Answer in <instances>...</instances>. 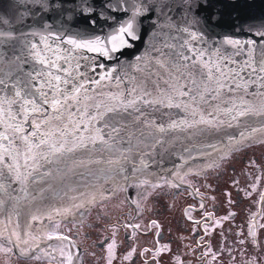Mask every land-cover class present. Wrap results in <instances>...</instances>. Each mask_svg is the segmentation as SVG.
I'll return each mask as SVG.
<instances>
[{
	"label": "water",
	"instance_id": "obj_1",
	"mask_svg": "<svg viewBox=\"0 0 264 264\" xmlns=\"http://www.w3.org/2000/svg\"><path fill=\"white\" fill-rule=\"evenodd\" d=\"M106 2L0 0V79L7 85H0V96L14 98L20 90L43 108V112L29 115L22 125L23 132L6 133L12 137V145L0 141L14 155L19 153L15 162L19 163L20 172L31 173L26 181L19 182L0 165V183L4 185L0 190V233L3 234L0 243L21 258L33 257L38 249L65 253L76 250V243L70 237L51 234L54 225L59 221H79L92 205L114 196L120 188L127 191L138 184L171 183L183 175L216 166L233 150L264 141V115L255 114L264 103L260 95L264 88L258 82L253 83L256 74L250 76L248 69L241 72L242 80L237 77L232 81L230 77L225 81L227 86L213 99L215 93L204 91L207 69L199 63L192 67L195 62L203 61L212 68L213 75H218L215 64L227 71L239 69L250 54L254 62L258 61L264 53V36L260 35L264 32V0H138L147 3L151 11L136 18V31L141 38L132 42L131 47H121L107 56L74 49L66 42L68 39L84 41L99 37L107 42L130 18V10L112 11L104 7ZM111 3L115 6L117 0ZM190 3L192 11L188 10ZM197 3L206 6L197 9ZM228 40L240 43L233 46L226 43ZM32 45H36L35 50ZM106 47L110 49L111 45ZM66 50L71 52L73 66L79 65L73 83L83 84V88L75 100H67L57 113L50 103L43 104V97L35 89L44 85L43 91L49 97L56 95L46 81L51 79L50 73L62 80L66 78L63 69L69 65L62 58ZM37 54L55 61L57 67L41 64ZM158 60L166 62L167 71ZM38 72L42 75L33 79ZM189 72L195 74V85L187 76ZM102 76L106 78L101 79ZM177 76L180 78L176 79ZM237 83L242 86L237 88ZM52 84H59L61 92L71 93L72 84L55 80ZM170 84L186 87L173 91ZM197 86L203 100L196 91L188 96L179 94ZM207 87L214 88L215 84L209 82ZM132 88L137 89L133 97L141 96L142 90L150 95L138 100L136 109L105 113L104 119L95 121L90 119L119 102L113 97L122 94L123 99L132 98L128 95ZM169 97L173 105L181 106H168ZM57 98L64 103L63 95ZM145 100L163 102L145 103ZM233 104L237 109L227 112ZM247 106L255 112L237 116V110ZM2 107L4 114L0 120L4 124L0 125V132L7 123L24 119L21 114L15 121H9L8 105ZM11 112H20L19 102L12 106ZM58 115L60 118L56 119ZM201 117L212 123H199ZM33 121L40 124L39 132ZM173 122L179 125L175 129L170 127ZM113 126L120 129L118 136L112 132ZM160 127L166 130L160 132ZM44 133L51 134L43 137L48 144H40L38 137ZM98 134L105 139L113 137L109 140L110 147L89 141ZM22 137H28V143ZM80 139L84 140V147L67 150ZM50 144L56 147L63 144L64 149L53 155ZM30 155L34 159H28ZM5 159L9 164L14 162Z\"/></svg>",
	"mask_w": 264,
	"mask_h": 264
},
{
	"label": "flooded vegetation",
	"instance_id": "obj_2",
	"mask_svg": "<svg viewBox=\"0 0 264 264\" xmlns=\"http://www.w3.org/2000/svg\"><path fill=\"white\" fill-rule=\"evenodd\" d=\"M259 145L264 148V141L231 151L200 174L120 189L125 209L105 213L100 210L105 200L92 205L79 221L54 225L51 234L69 235L80 250L38 249L31 258L11 254L10 262L264 264V150H251ZM116 207H121L117 201ZM91 211L97 219H86ZM83 226L92 228V236H102L92 242L94 252L100 250L98 256L104 258L100 263L77 237L80 229L90 235Z\"/></svg>",
	"mask_w": 264,
	"mask_h": 264
},
{
	"label": "snow or ice",
	"instance_id": "obj_3",
	"mask_svg": "<svg viewBox=\"0 0 264 264\" xmlns=\"http://www.w3.org/2000/svg\"><path fill=\"white\" fill-rule=\"evenodd\" d=\"M125 5H127V7H125ZM205 4H200L197 3L196 7L197 9L201 8V7H205ZM104 7L106 8H110L112 11H116V10H120V11H131V16L129 19H127L123 24H121V26L118 29L117 35L110 38L107 42H103L100 40L99 37L92 39V40H84V41H78L75 39H68L66 42L68 44H71L73 46L74 49H87L88 51L91 52H99L102 55H109L110 52H116L119 50V48L121 47H131L132 46V42L137 41L138 39H140L141 37L138 36L137 31H136V18L137 17H142L144 15V13L146 12H150L151 8L149 7V5L147 3H139L138 0H132L131 3H128V0H117V3L115 4V6L112 5L111 0H108V2H106L104 4ZM162 10V9H161ZM189 11H192V6L191 3L189 4ZM0 35H2V33H0ZM260 35L264 36V32L260 33ZM42 41L45 40L44 37L41 38ZM226 43L236 46L238 45L240 42L239 41H233V40H228L226 41ZM249 44H251L252 42L249 41ZM106 44H110L111 48L109 49L108 47H106ZM47 47V45H46ZM33 50H35L36 45H32ZM51 50V49H49ZM67 54L64 55L62 58L64 60V62L66 64L69 65V67L64 68L63 72L65 73V77L63 80L60 76H55L52 75L51 73L49 74L51 76V79L46 81L48 87L50 89H54L56 95H53L51 97H49V94L45 91H43V87L44 85H39L35 91L39 93V95L41 97H43V104H51L52 109L57 112L60 113L61 109H63L65 107V104L67 102V100L72 99L75 100L76 99V94L81 92V89L83 88V84H80L79 86L75 83H73V80L75 79V76L78 74V68L79 65H75L73 66L72 64V58H71V52L66 50ZM38 55V54H37ZM197 55H202L201 53H197ZM38 59L39 62L41 64H47L50 68H56V62L55 61H51L48 60L46 57H39L38 55ZM138 59H143V58H138ZM185 60L188 59V57H184ZM157 63L160 65L161 68H165V70L167 71V67H166V62H162V61H157ZM199 63L201 64L203 69H207V81L205 82V88L204 91L205 92H210V93H215V95L213 96V99L216 98V96L219 95L220 90L224 87H226L227 85L225 84V81H227L230 77L232 79V81H235L237 77H239L241 80L243 79V77L241 76V72L246 71L248 69H250V73L249 75H255V80L253 81V83H259L260 86L262 88H264V53L261 54V57L258 61L254 62L251 54L249 55V59L246 60L243 65L239 68V69H229L227 71L223 70L218 64L213 65V67L215 68V72L218 73V75H213V71L212 68L209 67V65L206 62L203 61H197L195 62L192 67L195 68V64ZM185 68L188 67V65H184ZM176 72L179 73L180 69L177 68ZM258 73V74H257ZM171 75V73H169ZM201 75H203L204 73L201 72ZM32 75V74H29ZM42 75V73H35V75L33 76V79H36L38 77H40ZM187 76L190 78L191 83L193 85L196 84V78H195V74L192 72L187 73ZM105 76H102L101 79H105ZM176 79H179L180 77L177 76L175 77ZM52 80H55L57 82H61L64 84H72V90L71 93L68 92H61V89L59 88V84L53 85L52 84ZM214 83L215 87L214 88H208L207 84L208 83ZM167 83V82H166ZM0 85H6L5 81L3 79H0ZM242 85H240L239 83L236 84V87L239 88ZM13 87H15V85H13ZM169 87H171L173 89V91H176L178 88L180 87H186V85H174V84H170ZM243 87H247V83H245L243 85ZM137 91L136 88H132L128 95L132 98L130 99H123V96L121 94V96L118 97H113V99L118 100L119 102L116 104H113L110 107H107L105 109L104 112H97L95 115L91 116L90 119L92 121H95L97 119H104L105 117V113H118L120 111H127L128 109H136L137 106V101L138 100H142L144 95H150L147 92H143L142 90V95L138 96V97H133L132 94L135 93ZM196 91L197 94L200 96V99L203 100L204 99V95L203 93L200 92L199 87L197 86L196 88H189L188 91H180L179 94L181 96H188L191 92ZM63 95L64 97V103L61 102L60 99H58L57 97ZM260 95L262 97H264V93H260ZM196 97L193 96L192 100L193 102H195ZM169 100V104L168 106H176V107H180L181 105L176 104L173 105L171 103V97L168 98ZM241 101L243 102V98H241ZM19 102V108H20V112L13 114L11 112V108L13 105H16ZM145 103H162L163 101H144ZM7 104L9 111H8V120L9 121H15L16 120V116L17 115H23L24 119L18 123H7L4 131L0 132V141H8L9 145H12L13 141H12V137L6 133L9 132V130L11 131V133L15 134V133H20L23 132V123L27 122L28 117L31 113H41L43 112V108L41 107V104L37 102L36 99H30V98H26L23 94L22 91L17 90L15 92V97L14 98H5L0 96V116H3L4 114V109H3V105ZM188 105H185V107H187ZM87 107V106H86ZM97 108L100 107V105H96ZM233 109H237V105L233 104V108L232 109H227V112H231ZM255 112V110L251 107V106H247L244 107L242 110H237V116H245L249 113H253ZM255 114H260V115H264V103L261 104L260 107V111L256 112ZM59 115L56 117V119H59ZM236 117L234 116L233 119H235ZM52 119L51 117H49V120ZM199 123H206V124H211L212 122L210 120H204L203 117H201L200 121H198ZM41 123H47V121H41ZM4 124L3 120H0V125ZM179 125L175 122H173L170 127L175 129L177 128ZM191 126V125H190ZM33 127L36 128L37 132L40 131V124L36 123L35 121H33ZM160 132H164L166 129L164 127H160L158 129ZM57 131H59V129H57ZM120 129L113 126L112 127V132L116 133L117 136L119 134ZM33 135L35 136L36 133H33ZM51 135L50 133H44L42 135V137H38L40 139V144H48V140L44 139L43 137L49 136ZM61 135H63V133H61ZM243 135V134H242ZM21 139H23L26 143H28V137H22ZM113 139V137L110 135L108 137V139H105V137L102 134H98L94 137H90L89 141L93 144H102L106 147H110L109 145V140ZM85 146V142L83 139H80L78 143H75L73 145V148H68V151H72L74 150V148L77 147H84ZM37 147H39V145H37ZM49 147L52 150V154L55 155L58 152H61L64 149V145L61 144L59 147H56L55 144H50ZM31 144H28V152L31 153ZM0 149H3V151H0V165L6 167L8 169V171L10 173H12L14 175V178L19 181V182H24L28 179V176L31 175V173H21L20 172V165L19 163L15 162L17 155L19 153H17L16 155L13 154V150L10 148H5L2 144H0ZM5 157H7L8 159L13 160L14 162L9 164L6 162ZM28 159H34L33 156H28ZM27 167V163L25 165ZM4 185L2 183H0V190H3ZM0 203H2V201H0ZM154 223V222H153ZM3 234L0 233V236H2ZM13 236H16L17 239H19V235L15 232L12 233ZM9 242H11V240H9ZM111 248V246H110ZM0 251H10V249H6L4 248L2 245H0ZM131 253H129V257H130ZM129 257H126L129 258ZM109 264H111V261H109Z\"/></svg>",
	"mask_w": 264,
	"mask_h": 264
},
{
	"label": "rangeland",
	"instance_id": "obj_4",
	"mask_svg": "<svg viewBox=\"0 0 264 264\" xmlns=\"http://www.w3.org/2000/svg\"><path fill=\"white\" fill-rule=\"evenodd\" d=\"M257 148H260V149H263L264 150V148L262 147V145L255 146V147H251V150L252 149H257ZM150 192H152V190H150ZM116 201L121 205V207H120L121 209L118 208V207H116ZM102 203L105 206L100 207V210L102 209V211H104L105 213L115 214L116 212H118V211H120L122 209H125V207H126V203H125L124 198H123V196L121 194H119V195L117 194L115 196H112V197L106 199V201L105 202H102ZM103 204H101V205H103ZM126 210H129V209L126 208ZM93 211H95V208H94ZM93 211L90 212V215L87 216L86 219H89V220L97 219V218H95L96 216L93 213ZM99 219H100V217H99ZM84 224H85V222H83V225ZM81 225L82 224H80V226ZM82 229L83 230H86V233L88 232V233H90V235H85L84 234L85 232L80 229L79 230L80 232L77 235L78 239L80 240V243L82 245L86 246L90 250V253H91V255L94 256V258H97L98 257L99 263L102 262L104 260V258H100L98 256L99 255L98 253H101V251L99 250L98 253H95L94 252L95 248L93 247L94 245L92 244L93 241H96L97 239L102 238V236H99L98 237V235H96V234H95L96 236H92V234H91L92 228L91 227L88 228L87 226H83ZM93 237H94V239H93ZM0 245H2V244L0 243ZM2 246L4 248L8 249L7 246H5V245H2ZM12 258L13 257L11 256L10 251H7V252L0 251V264H23L22 261H20L19 263H11L10 261H12Z\"/></svg>",
	"mask_w": 264,
	"mask_h": 264
},
{
	"label": "bare ground",
	"instance_id": "obj_5",
	"mask_svg": "<svg viewBox=\"0 0 264 264\" xmlns=\"http://www.w3.org/2000/svg\"><path fill=\"white\" fill-rule=\"evenodd\" d=\"M135 186L131 187V188H134Z\"/></svg>",
	"mask_w": 264,
	"mask_h": 264
}]
</instances>
